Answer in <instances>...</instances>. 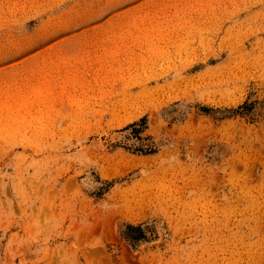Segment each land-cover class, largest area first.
<instances>
[{"label": "rangeland", "instance_id": "374dc122", "mask_svg": "<svg viewBox=\"0 0 264 264\" xmlns=\"http://www.w3.org/2000/svg\"><path fill=\"white\" fill-rule=\"evenodd\" d=\"M0 264H264V0H0Z\"/></svg>", "mask_w": 264, "mask_h": 264}]
</instances>
